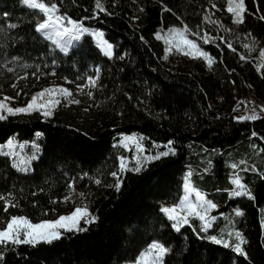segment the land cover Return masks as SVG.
Listing matches in <instances>:
<instances>
[{"label":"trees","instance_id":"obj_1","mask_svg":"<svg viewBox=\"0 0 264 264\" xmlns=\"http://www.w3.org/2000/svg\"><path fill=\"white\" fill-rule=\"evenodd\" d=\"M41 1L103 29L114 52L106 55L91 33L62 52L37 27L43 12L0 0V90L21 75L55 72L80 84L100 74L95 108L59 106L50 116L31 109L0 119V144L15 138L37 147L26 170L0 149V226L15 215L56 218L82 203L91 216L50 243H0V264H123L153 241L167 249L164 264H264V115L240 119L211 105L224 84L264 97V60L242 56L248 46L264 47V0H243L241 23L212 0H99L103 10L97 0ZM172 26L200 40L214 73L170 74L157 34ZM204 30L216 41L200 38ZM121 133L167 155L145 160L139 171L121 169L129 154ZM187 171L216 211L234 219L227 228L241 230L246 255L235 251L234 239L227 247L215 243L196 217L174 227L163 205L179 201ZM233 173L248 193L231 195Z\"/></svg>","mask_w":264,"mask_h":264},{"label":"rangeland","instance_id":"obj_2","mask_svg":"<svg viewBox=\"0 0 264 264\" xmlns=\"http://www.w3.org/2000/svg\"><path fill=\"white\" fill-rule=\"evenodd\" d=\"M35 2L43 3L48 8H52L53 5L55 6V9L51 13H46L37 8L43 12V17L40 19L37 27L39 31L51 41L55 48L61 50L62 52H69L81 41L85 34L91 33L94 35L98 44L104 51L105 49L102 46L101 41L111 45V53L113 54V44L106 39L103 29L91 28L81 20L74 19L62 13L56 3L47 4L41 0H35ZM21 3L29 6L24 2V0H21ZM212 5L214 9L224 12L226 15L231 14L233 19L236 20L234 13L227 10L229 7L228 0H212ZM233 6L235 7V4ZM244 10L245 4L243 1L242 19ZM44 23H47L48 27L40 29L39 25ZM85 29H87V31H85ZM157 35L165 42L166 47L163 57L164 67L170 72V74H174L181 69L198 75L203 73H214L213 58L211 54L201 45L198 38H194L189 35L185 26H172L164 30H160ZM199 36L205 42L216 41V36L208 30H204L199 34ZM185 39L193 42L196 47H192L191 44H185ZM65 48L67 49L66 51ZM262 51H264V47L258 49L248 46L247 53L242 56L249 57L253 55L264 60V56H261ZM201 53L207 54V56L212 60V63L209 64L208 60L205 59ZM99 75L100 74L97 73L95 76H90L84 83L80 84L71 83V80L67 78H58L55 72L44 74L42 76L36 74L31 76L21 75L17 79V82L10 85L8 88L0 90V105L5 106L0 107V116L10 113L9 109H26L32 102L33 97H37V102L33 105L32 109H39L43 113L45 111H50L52 113L59 106L72 108L79 106V108L85 110L95 108L93 94L99 85ZM61 90H66V92L70 93V95H65V93ZM42 92L44 93L43 97L39 95ZM75 101H78V103ZM211 105L216 109L222 110V113H227V115L240 119L241 117H248L253 114L256 116L264 115V97L257 95L252 90H249L245 94L241 93L238 87L233 84H224L217 93V101H212ZM10 141L11 144H9ZM118 142L129 152L128 156L121 157V169L127 167L139 168L145 160L161 155L165 152L164 150H161L156 153H149L146 151L140 142L139 136L136 134L121 133ZM36 148L37 147L34 143L20 142L15 138H10L7 142L0 144V149L13 156L14 165L23 170L30 168L32 159L37 156V154H32V152L35 153ZM231 179L233 181V189L230 192L231 195L235 196L234 193L236 192H240L241 194L249 192L247 186L242 182L238 174L233 173ZM237 180L240 182L239 185L235 182ZM197 193H199L203 199L198 197ZM209 205H215V207L213 208ZM218 207L219 205L208 198L205 192L193 186L190 171H187L184 176L183 194L179 201L175 203H165L163 205L164 209L175 210L171 213V215L177 216L176 220L172 219L174 225H179L180 227L184 224L182 221L185 217H187V222L191 218L196 217L200 220L202 229L208 232L210 238L215 237L216 240H220L222 243L226 244H230L234 239L233 245L236 248V245L240 244V239L236 234L239 233L243 240L244 236L242 235L241 230L227 228L231 226V221H234V219L231 218V221H227L223 212L216 211ZM77 208L82 210L80 218L74 228L77 229L82 227V220L88 221L91 216L90 209L85 203L76 206L71 211L63 213L56 218L43 219L37 222L32 221L25 215H15L13 217L26 218L35 225L42 222H53L62 216H70ZM193 209L195 210L194 212L192 211ZM235 211L240 212V209L236 208ZM190 212H192V214H189ZM166 213L170 217V214L168 212ZM196 213H199V215ZM200 216H204V219L201 220L199 218ZM12 218L8 221V223L12 220ZM65 223L69 226L72 225L71 221H65ZM232 223L234 224V222ZM262 226L264 232V217L262 219ZM5 227L0 226V230H4ZM224 228L227 229L224 230ZM211 229L214 231L210 232ZM61 230L62 229H58L60 233ZM19 239H25L23 233L20 234ZM153 244L162 245L166 249L162 242L153 241L138 255L134 261L125 262L123 264H164V256L166 252L163 255H160L158 250L152 248ZM240 246L242 248V244H240Z\"/></svg>","mask_w":264,"mask_h":264},{"label":"snow or ice","instance_id":"obj_3","mask_svg":"<svg viewBox=\"0 0 264 264\" xmlns=\"http://www.w3.org/2000/svg\"><path fill=\"white\" fill-rule=\"evenodd\" d=\"M26 4H28L30 7H35L39 8L40 10L46 12V13H51L54 9L55 6L53 5L52 8H48L46 5L43 3H37L35 0H24ZM228 11L233 12L234 15L236 16V22L241 23L242 22V12H243V0H228ZM235 4V7L233 6ZM97 7L103 10L99 0H97ZM51 18V17H50ZM48 27L47 23L40 24L39 28L40 29H45ZM87 31V29H85ZM185 44H191L192 47H196V45L188 40H184ZM102 46L105 49V54L108 56H111V45H108L106 42L101 41ZM67 49L65 48V51ZM201 55L204 56L205 59L208 60L209 64L212 63V60L207 56L205 53H201ZM261 56H264V51L261 52ZM62 92L65 93V95H70V93H67L66 90H61ZM41 97L44 96V93L39 94ZM7 99V98H6ZM37 102V97H33L32 102L27 106L26 109H16L12 110L9 109V112H21V111H28L33 108V105H35ZM78 103V101H75ZM0 107H5L4 105H0ZM42 107V105H41ZM45 116H50L51 112L50 111H45L44 112ZM4 118L3 116H0V119ZM257 116L253 114L252 116L248 117H241V119H256ZM11 144V141L9 142ZM162 155H167V153H163ZM159 158V157H155ZM235 167V165H233ZM123 168V165H122ZM136 171H139V168L135 169ZM115 175V173H113ZM237 185H239V180L235 181ZM187 187V185H186ZM240 192L234 193V195H240ZM197 196L203 199L202 196H200L199 193H197ZM210 207H215V205H209ZM165 212H168L170 214V219L176 220L177 216L171 215L172 212H174V209H164ZM193 212L195 211L194 209L192 210ZM82 210L77 208L72 215L67 216V217H60L58 220L53 221V222H42L39 224H32L29 220L26 218H16L13 217L12 220L6 225L4 230H0V243H5L7 241H11L12 243H36L40 239L44 240L45 242H51L52 239H58L60 236V232L58 229H65L67 231H72L75 228L76 223L78 222L80 215H81ZM189 214H192L190 212ZM199 215V213H196ZM237 215H242L239 211L237 212ZM201 220L204 219V216L199 217ZM94 219V218H93ZM65 221H71L72 225L69 226L68 224L65 223ZM183 223H187V217H185L182 221ZM174 227L179 230V225H174ZM79 230V229H76ZM23 233L25 236L24 240H20V234ZM237 237L240 239V244H243L245 241L243 238L240 236L239 233L236 234ZM215 243H222L220 240H216L215 237L211 238ZM240 244L236 245L235 251L240 253L241 255H246V253L243 252V249L241 248ZM225 246L227 247L228 245L225 243ZM153 249L158 250L160 255H163L167 249H165L162 245L159 244H153L152 245Z\"/></svg>","mask_w":264,"mask_h":264}]
</instances>
